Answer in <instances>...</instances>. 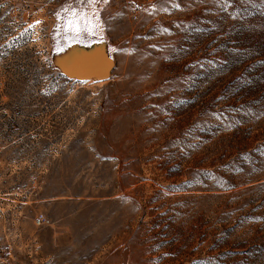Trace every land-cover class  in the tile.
Masks as SVG:
<instances>
[{"label": "rangeland", "instance_id": "rangeland-1", "mask_svg": "<svg viewBox=\"0 0 264 264\" xmlns=\"http://www.w3.org/2000/svg\"><path fill=\"white\" fill-rule=\"evenodd\" d=\"M0 264H264V0H0Z\"/></svg>", "mask_w": 264, "mask_h": 264}, {"label": "water", "instance_id": "water-1", "mask_svg": "<svg viewBox=\"0 0 264 264\" xmlns=\"http://www.w3.org/2000/svg\"><path fill=\"white\" fill-rule=\"evenodd\" d=\"M58 65L68 78L102 82L109 79L114 60L104 45H95L91 48L72 49L58 60Z\"/></svg>", "mask_w": 264, "mask_h": 264}, {"label": "snow or ice", "instance_id": "snow-or-ice-1", "mask_svg": "<svg viewBox=\"0 0 264 264\" xmlns=\"http://www.w3.org/2000/svg\"><path fill=\"white\" fill-rule=\"evenodd\" d=\"M77 3L83 5L85 2L88 5H95L97 0H76ZM104 3H107V0H103ZM64 12L70 17L67 20L66 28L73 31L76 35H80L81 32H85L89 35L95 34V30L100 28V15L99 12L93 8L92 13L88 12H77V10H69V7L64 8ZM80 21H84L85 26L82 28L80 26Z\"/></svg>", "mask_w": 264, "mask_h": 264}]
</instances>
